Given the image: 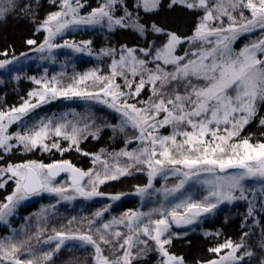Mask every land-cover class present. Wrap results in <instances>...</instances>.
<instances>
[{
	"label": "snow or ice",
	"instance_id": "snow-or-ice-1",
	"mask_svg": "<svg viewBox=\"0 0 264 264\" xmlns=\"http://www.w3.org/2000/svg\"><path fill=\"white\" fill-rule=\"evenodd\" d=\"M50 2L56 4L57 0ZM83 6L80 0H62L61 10L49 13L37 28V31H46L44 41L37 45L36 40L28 39L26 43L37 45L34 50L41 53L60 47L82 52L91 41L80 45L68 41L63 44L52 42L72 25H106L109 30L130 28L145 39L152 35L157 39L144 47L125 45L119 50H106V55L117 52L119 55V59L112 60L110 75H99L93 70L78 79L73 78V83L62 87L52 85L56 77L43 82L32 77L37 85H42L41 90L28 93L30 98H36V103L24 100L19 107L0 111V161L5 153L14 149L25 152L37 148L45 152L56 149L63 153L74 147L77 152L81 151L79 143L89 127L87 124L81 128L71 122L54 123L49 119L41 121L35 130L25 134L8 133V127L31 109L58 96L85 97L114 109L123 119L119 126L107 127H112L113 131L118 129L121 133L131 127L135 132L126 144L136 141L140 146L134 151L116 153L115 156L127 157V162L123 165L117 163L113 168L106 160H101V155H94V162L100 161L104 165L102 172L81 171L67 160L49 164L5 162L0 165V189H4L9 182L14 188L6 196V202L0 203V221L7 223L6 217L31 196L54 193L62 199H75L76 196L65 195L69 188L87 199L102 195L97 190L99 184L130 175L131 169H147L148 184L137 188L141 195L152 188V178L159 173H165V178L168 173L181 177L174 187L164 189L166 197L179 192L194 178L211 187L208 196L201 202L192 201L189 197L175 204L169 212L154 209L153 212H159L162 218L153 220L152 212L125 213L119 219L113 218L96 227L95 236L91 228L95 220L88 221L87 232L57 231L55 236L43 241H56L54 247L40 255L33 252L30 246L32 237L18 242L11 238L0 240V264H54L53 257L65 240H79L91 245L94 249L93 264H134V261L136 264H148V258L153 255L157 258L156 264H185L182 256L171 253L168 248L178 235L170 231L173 224H192L199 215L212 212L221 203L248 201L242 183L246 179L257 178L264 183V142L253 144L251 136H241L249 125L255 124L264 129V0H170L169 8L183 6L201 13L191 33L183 35L156 23L141 22L139 11L156 12L160 0H134L132 11L126 0H102L87 16H80L78 10ZM118 6L122 15H117ZM245 11L248 16H245ZM12 13L31 18L32 4L28 0H0V21ZM257 29L261 33L259 39L245 44L238 51L233 48L241 35ZM0 55L7 56V53ZM15 59L18 58L0 60V69L6 68ZM117 77L123 78V86L116 83ZM86 81H92L95 90L78 87ZM56 83L59 84V81ZM146 86L150 89L148 98L137 99ZM168 127L171 128L168 135L159 134L161 128ZM101 130L97 127L88 134L99 139ZM51 136L69 141L70 146L61 149L55 139L49 143ZM100 152L103 153L104 149ZM83 154L89 155L87 152ZM229 169L239 171L226 176L215 175L218 171L223 173ZM62 172L71 176V184L67 187L55 182ZM202 173H211L214 179L200 180ZM85 177H88L86 182ZM261 191L264 192V189ZM111 199L118 200L120 197L113 196ZM107 211L105 207L97 211L95 217L98 219ZM258 212L264 213V196L260 198L259 209L253 201H248L247 217L255 225L260 223L256 219ZM145 216L148 217L146 222L142 219ZM68 223L71 225L73 221ZM118 224H125L128 232L111 230L113 225ZM243 235L248 236L249 233ZM36 240L40 242L39 233ZM102 245L107 246L111 258L104 254ZM224 249L229 250L225 256L209 260L207 264H249L253 257L257 264H264V230L259 241V256L244 242L233 243L231 240L210 251L220 253ZM25 250L28 255L22 259Z\"/></svg>",
	"mask_w": 264,
	"mask_h": 264
},
{
	"label": "trees",
	"instance_id": "trees-1",
	"mask_svg": "<svg viewBox=\"0 0 264 264\" xmlns=\"http://www.w3.org/2000/svg\"><path fill=\"white\" fill-rule=\"evenodd\" d=\"M28 2L32 4L31 18L19 17L17 13H12L3 21H0V53H7V56L0 55V60H12L13 57L18 58L35 49L46 38L45 31L43 29L37 31V28L40 27L41 22L49 13L58 11L59 5L57 2L56 4H52L50 0H38V3L37 0H28ZM101 2L102 0H84L85 7L82 13L86 14L91 12ZM126 2L130 6L129 10L132 11L131 5L134 4V0H126ZM169 2L170 0H160L159 9L153 13H145L143 10H140L139 16L141 22L147 24L156 23L181 35L190 34L201 13L186 9L183 6L169 8ZM117 15H122L119 11V6L117 7ZM66 38L67 40L74 41H91L90 47L95 51H106L108 49L119 50L125 45L139 48L144 47L151 40L157 39L155 35L145 39L133 29L120 27H115L114 30L109 31L105 28H99L93 31L78 32ZM28 39L36 40L37 45H28L26 43ZM237 48L239 49V44L236 45ZM113 59H119L118 52L114 55L101 57L95 63L90 62L88 66L96 70L99 75H110V65ZM37 73H40V70H36L35 68H22L14 74L1 78L0 111H7L13 107H19L24 100H29L28 93L35 89V84L31 78ZM71 80H69V83H73V78ZM122 82L124 83L123 80ZM78 86L87 88L89 91L95 90L92 86V81H86L84 85ZM148 95L149 91L146 86L140 98L147 99ZM59 111L61 109L54 105L44 107L38 111L37 116L32 119L33 121L30 120L19 126H11L10 132L14 135L15 133L36 129L41 121L47 122L49 119L55 118ZM94 117H91L90 120L93 122L83 133V137L86 138L82 137L80 140L79 148L81 151L77 152L74 147L72 150L63 153L56 149L47 152L41 148L29 152H25L23 149H14L12 152L4 154V159L0 161V165H3L5 162L17 164L27 161H38L49 164L67 160L73 166L79 167L86 172L93 171L97 166L103 165L100 161L94 162V155H101L106 161L110 162L114 154L127 147V136L124 134L125 132L121 133L118 129L113 131L112 127H107V125L118 126V124H115L113 118L107 117L106 114H100ZM97 127L102 129L99 133V139L88 134L94 132ZM241 136H251V142L253 144L264 142V129H261L255 124L249 125L241 133ZM52 139L60 143L61 149L70 146L69 141L60 137L53 136L48 142L50 143ZM101 149H104L103 153L100 152ZM85 152L89 153V155H84L83 153ZM65 176L67 175H63L60 178ZM147 182L148 176L145 173L138 174L137 172L116 180H107L104 184H101L100 192L110 197H120L121 195L135 192L138 186H145ZM13 188L14 185L12 182H9L4 189H0V203L6 202V196L11 194ZM44 203L45 200L41 199L18 209L11 219V227L14 229V233L9 231L8 228L0 226V240L11 238L14 242H18L22 239L32 237L30 246H34L36 234L39 233L40 238H43L46 236L45 233L47 230L52 231L54 235L57 231L74 232L75 228H80L81 230L79 231L84 232L88 230V221L93 219L94 214L101 207L97 203H86L72 209L67 205L61 206L55 213H47L45 215V225L38 227L36 225L37 223H33V219L36 213L43 210L40 207ZM136 207L137 201L126 199L117 203L115 211L122 213L128 209L134 210ZM247 209L248 203L242 201L232 206L224 207L199 224L197 226L198 231H183L175 236L172 244L168 246L169 251L177 256H182L185 264H203L218 257V253H212L210 251L211 248L218 247L225 241L231 240L233 243L244 242L249 250L255 252L257 256L261 255L259 241L261 240V232L264 230V213H257L256 219L260 223L259 225H255L252 219L247 217ZM257 209L259 208L257 207ZM70 220L73 221L71 225L68 223ZM22 230L24 231L22 232ZM200 230H204L206 233ZM245 232H248L249 235L244 236L243 234ZM72 256L79 257L77 264H93V252L88 250L81 251L76 248L61 250L53 258L54 264H68ZM156 259L154 255L150 256L148 258V264H156ZM49 264H52V262ZM134 264H136L135 261ZM249 264H257L255 257H253Z\"/></svg>",
	"mask_w": 264,
	"mask_h": 264
},
{
	"label": "rangeland",
	"instance_id": "rangeland-1",
	"mask_svg": "<svg viewBox=\"0 0 264 264\" xmlns=\"http://www.w3.org/2000/svg\"><path fill=\"white\" fill-rule=\"evenodd\" d=\"M84 0H80V3L84 6L78 10L80 16H87L89 13H82V10L85 7V4L83 3ZM57 3L59 5L62 3V0H57ZM75 6V4H73ZM235 15V13H233ZM249 13L245 11V16H248ZM225 25L228 23L227 17L224 18ZM99 28H105L107 31L109 29L106 25H72L68 29H65L62 34L57 35L53 39V43L55 44H63L65 41H68L69 43H75L77 45H80L82 42L81 40H67V36H70L72 34L78 33V32H84V31H93ZM46 33V31H45ZM261 36L260 30L257 29L256 31L246 33L241 35L233 44V48L236 49V45L239 44V49H241L245 44L250 43L251 41H255L259 39ZM47 37V33H46ZM238 49V50H239ZM237 50V51H238ZM137 55H140L137 53ZM105 50L103 51H95L93 50L90 45H88L84 51L77 52L73 48L68 47H60V48H54L49 52L47 49L45 52H37L34 49L30 52L26 53V55H22L18 57V59L13 60L12 64H9L4 69H0V80L3 77H6L10 74H14L17 71L21 70L22 68H35L36 70H40V73L34 74V77L38 80L43 81H52L53 77H56V81H59V84L56 83V81H52V85H55L57 87L67 86L71 83H69L72 78L78 79L81 75H84L85 73H88L90 71H93L94 69L90 66H88V63L90 62H97L101 57H105ZM117 83L121 84L123 86V78L117 77ZM32 80V79H31ZM35 84L34 91H39L42 89V85H37L34 80H32ZM72 81V80H71ZM79 87V86H78ZM81 88V87H79ZM148 91L150 93V89L148 88ZM143 92V91H142ZM141 92V94H142ZM141 97V96H140ZM137 98V99H143V98ZM29 100L32 103H36V98H29ZM146 100V99H143ZM134 102V101H129ZM54 105L57 108L61 109L56 115L55 118H52L51 120L54 123H68L71 122V124L76 125L77 127L83 128L86 124L91 125L93 121H91V117L95 118L94 116H99L100 114H106L107 117H111L114 119L115 124H118V126L121 124V121L123 117L120 115V113L116 112L114 109H111L107 107L105 104L100 103L97 100L88 99L85 97H78V96H71V97H65V96H58L55 99H50L46 103L40 104L38 107L31 109L26 115H24L19 121L16 123L11 124L8 127V133L10 132L11 126H19L20 124H25L28 121H33L32 119L37 116V113L39 110L43 109L44 107ZM63 109V110H62ZM84 123V125H83ZM26 130V129H25ZM35 130V129H33ZM27 132L29 130H26ZM26 131L22 132L21 134L27 133ZM135 130L131 127H127L125 129V135L128 138H131L134 135ZM171 132V128H161L159 130V134L161 135H168ZM13 134V133H11ZM53 137V136H51ZM50 137V138H51ZM139 143L134 141L132 144H127V147L123 150L127 151H134L139 148ZM122 151V150H121ZM120 151V152H121ZM119 153V152H118ZM101 160L104 161L105 158L101 156ZM38 162V161H36ZM127 162V157L124 156H113L112 160L109 162L107 161V164L110 168H113L117 163L120 165H123ZM40 163V162H38ZM143 167V166H141ZM104 168V165L97 166L93 171L94 172H102ZM132 174L137 173H145L147 175V169L144 171H136L135 169L130 170ZM239 171V170H238ZM237 172V171H227L224 173H220L219 171L215 173L216 176H226L229 173ZM130 174V175H132ZM129 176V175H124ZM124 176H120L119 178H122ZM148 176V175H147ZM181 177L179 176H173L171 173L167 174V178H165V173H159L154 178H152V188H149L147 192L143 195L138 194L137 188L138 187H145V186H138L135 189V192L127 194V195H121L120 199L113 200L111 197L107 194H102L99 196H93L90 199L80 197L76 195L71 188L68 189V191L65 193L66 196H76L75 199L66 200L62 199L61 197L57 196L54 193H43L38 196H31L27 200L22 201L16 209L13 211V213L6 217L7 223L4 221H0V226L8 228L9 231L14 233V229L11 227V219L15 215L18 209H20L23 206L30 205L37 200L44 199L45 203L41 205L42 211H39L35 214V217L33 219V223H37L36 225L39 227L41 225H45V215L47 213H55L58 211L61 206H69L71 209L75 208L77 206H81L86 203H97L101 205L99 209H103L105 207L108 208L107 212H104L103 216L100 218H96L95 214L93 216L92 220H95V223L91 225V228L93 229V235L95 236V228L101 226L105 222H110L113 218L119 219L121 218L125 213H150L152 212V219H158L162 218L159 212H153L154 209H161L164 212L171 211L172 207L177 204L181 203L183 200L191 198L192 201L201 202L204 200L206 196H208L210 185L203 184L197 182V179L194 178L192 180H189L182 189H180L179 192L172 193L168 195L167 197L164 194L165 188H172L174 187ZM208 179H214L213 174L211 173H202L200 180H208ZM55 182H59V184H63L64 186L70 185L69 182V176H65L60 179H56ZM245 187V195L248 197V201H253L255 203V206L259 208V201L262 196H264V192L261 191V189H264V183H262L257 178H251L246 179L242 182ZM101 184L97 186V190L100 192ZM159 189L160 191H157ZM101 193V192H100ZM239 193H237L238 195ZM135 200L137 201V207L134 210L128 209L122 213L115 211V207L117 203L121 200ZM242 201L245 203H248V201L245 200H236L231 203H221L216 209H214L212 212L209 213H202L196 218V221L192 224H186L177 226L173 224L172 228L170 229L171 232L174 231L176 234H180L183 231L188 232H196L198 231L197 226L201 224L205 219L213 216L216 212L222 210L224 207L232 206L236 204L237 202ZM40 209V210H41ZM99 210V211H100ZM179 211H183V209H179ZM144 222L147 221L148 217L145 216L142 218ZM26 228V227H25ZM24 228V229H25ZM89 228V227H88ZM87 228V229H88ZM77 230H81L80 228H75V232ZM113 231H120L121 233H127L128 229L125 224H118L113 225L112 229ZM24 230H22L23 232ZM201 232H205L204 230H200ZM87 232V231H84ZM206 233V232H205ZM14 235V234H13ZM46 236L43 238H40V242H37L35 240V245L31 246L33 247L32 250L37 255L42 254L44 251L51 250L56 241H52L51 243H44L43 241L47 240L50 236H55L52 231L47 230L45 233ZM26 236V235H25ZM34 238V237H33ZM34 244V243H33ZM103 248H105V255H108L111 258V253L107 249V246L102 245ZM79 249L81 251H90L94 254V249L91 245L83 244V242L79 240H65L64 245L61 247V250L64 249ZM59 251V252H60ZM229 250L224 249L220 253H218V257L214 260H219L220 257H223L227 254ZM58 252V253H59ZM56 253V255H58ZM28 253L27 251H24V254L21 255V258H24ZM239 254V253H238ZM53 257V258H54ZM79 257L78 256H72L68 264H77ZM59 262V261H58ZM51 263V262H49ZM65 264V263H63ZM88 264V263H84ZM90 264V263H89ZM207 264V263H203Z\"/></svg>",
	"mask_w": 264,
	"mask_h": 264
},
{
	"label": "water",
	"instance_id": "water-1",
	"mask_svg": "<svg viewBox=\"0 0 264 264\" xmlns=\"http://www.w3.org/2000/svg\"><path fill=\"white\" fill-rule=\"evenodd\" d=\"M74 167H76V166H74ZM76 168L80 169L81 171H85V170H83V169H81V168H79V167H76ZM238 170H239V169H229V170H227V171H238ZM85 172H86V171H85ZM220 173H221V172H220ZM223 173H224V172H223ZM63 175H67V176H69V182H70V184H71V176H70L69 173H64V172H62V173H60L59 176L56 177V179H57V178H60V177L63 176ZM87 179H88V177H85V178H84V181L86 182Z\"/></svg>",
	"mask_w": 264,
	"mask_h": 264
}]
</instances>
